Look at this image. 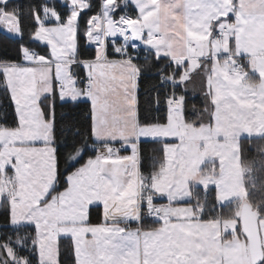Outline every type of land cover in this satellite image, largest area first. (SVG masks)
Segmentation results:
<instances>
[{
	"label": "snow or ice",
	"instance_id": "1",
	"mask_svg": "<svg viewBox=\"0 0 264 264\" xmlns=\"http://www.w3.org/2000/svg\"><path fill=\"white\" fill-rule=\"evenodd\" d=\"M0 33V264H264V0H0Z\"/></svg>",
	"mask_w": 264,
	"mask_h": 264
},
{
	"label": "trees",
	"instance_id": "2",
	"mask_svg": "<svg viewBox=\"0 0 264 264\" xmlns=\"http://www.w3.org/2000/svg\"><path fill=\"white\" fill-rule=\"evenodd\" d=\"M3 38H4V37H3V34L0 33V40H3ZM254 143L259 144L260 141H259V140H255ZM245 145L247 146V142H245ZM249 154H251V153H249Z\"/></svg>",
	"mask_w": 264,
	"mask_h": 264
}]
</instances>
